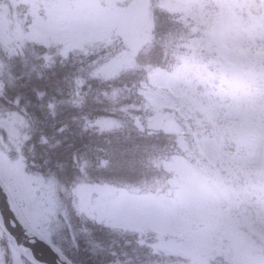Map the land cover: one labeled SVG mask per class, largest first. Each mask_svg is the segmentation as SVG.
Returning a JSON list of instances; mask_svg holds the SVG:
<instances>
[{"label":"trees","instance_id":"trees-1","mask_svg":"<svg viewBox=\"0 0 264 264\" xmlns=\"http://www.w3.org/2000/svg\"><path fill=\"white\" fill-rule=\"evenodd\" d=\"M151 2L154 38L116 76L99 74L127 50L115 36L87 55L30 45L23 56L2 60L0 114L18 111L25 117L28 138L20 150L25 171L43 177L44 194L58 208L39 222L24 216L43 234L41 223L47 239L73 264H176L174 257L155 252L159 240L154 232L139 236L93 222L77 195L82 183H100L137 196L174 199L177 175L167 165L184 157L199 168L180 146L182 140L195 145V119L167 109L182 125V135L149 131L148 119L155 110L141 91L150 86L154 70L176 74L193 54V45L207 39L205 29L197 20L184 22L180 12L160 7L162 2L172 7V0ZM6 5L10 3L0 0V14ZM204 61L221 79L218 66ZM13 249L0 228V264H15ZM19 254L23 264H34ZM219 260L223 258L216 256L211 263L224 264Z\"/></svg>","mask_w":264,"mask_h":264},{"label":"rangeland","instance_id":"rangeland-1","mask_svg":"<svg viewBox=\"0 0 264 264\" xmlns=\"http://www.w3.org/2000/svg\"><path fill=\"white\" fill-rule=\"evenodd\" d=\"M5 1L10 5L3 6L0 14V43L4 52L0 55V71L4 68L3 57L12 59L23 56L30 45L48 49L58 46L63 54L77 51L87 55L98 47H105L115 36L116 41L124 44L127 50L120 52L99 71L101 77L110 78L129 68L134 55L154 38L151 0H99L98 11L104 20L100 26L75 18L54 22L49 16L45 0ZM170 3L172 7L168 8L164 2L160 7L170 9L172 13L180 12L184 22L195 20L188 15L193 8L219 11L216 0H172ZM245 6L254 14L252 17L243 14L248 23L264 18V0H247ZM202 41H197L193 47ZM256 46H264V35L254 34L243 45L252 49L247 54L249 57L253 56ZM237 55L244 58L243 53ZM221 75L222 78L218 80L209 71L205 61L194 54L186 58L174 75L155 70L150 88L141 91L155 110V114L148 119L147 129H162L182 135V125L169 112L170 109L176 111L173 106V84L177 79L185 82V86L190 82L198 92L207 93L211 98L225 97L232 105L225 111L235 109V118L245 120L252 126L264 124V80L250 75L248 80H245V75ZM181 116L185 115L181 113ZM103 123L100 124L103 126ZM27 127L25 117L18 111L0 114V174L24 215L39 222L48 211L54 215L58 208H54V204L44 194L43 177L25 171L20 150L28 138ZM180 146L197 163L191 154L193 145L189 147V143L182 140ZM222 150L228 154L239 151L240 155H244L246 152L239 138L228 135L223 137ZM167 167L176 173L177 180L185 168L199 170L184 157L175 158ZM239 185L247 187L252 193H258L264 181L255 176H241ZM77 192L79 202L91 221L139 236L154 232L159 240L154 245L155 252L174 257L176 264H212L211 260L216 256L222 257L223 260L219 261L224 264H264V241L249 235L238 249L228 236L224 237L222 244L214 243L209 236L220 233L206 223L189 217L177 192L174 199L154 195L137 196L127 190L100 183H82L77 187ZM255 198V195L251 197L253 201ZM39 224L43 235L49 237ZM12 252L14 263L23 264L19 252L15 248Z\"/></svg>","mask_w":264,"mask_h":264},{"label":"clouds","instance_id":"clouds-1","mask_svg":"<svg viewBox=\"0 0 264 264\" xmlns=\"http://www.w3.org/2000/svg\"><path fill=\"white\" fill-rule=\"evenodd\" d=\"M45 3L54 22L75 18L90 21L93 26L104 23L98 11L99 0H45ZM216 3L219 11L199 7L188 13L203 25L207 37L196 44L194 56L208 59L225 75H250L264 80V46H256L252 57L247 55L252 49L243 47L254 34L264 35V18L254 23L245 20L244 13L254 15L245 6L247 0H216ZM237 53H243L244 58ZM173 87L176 111L187 119H195L197 125L192 131L196 142L191 154L199 170L183 169L177 182V195L187 215L220 233L209 236L216 244H222L225 236L231 238L237 249L249 235L264 241V185L258 193L239 185L241 176H255L264 181V124L252 126L235 118V109L225 111L232 108L225 97L211 98L198 92L190 82L185 86V82L177 79ZM225 135L239 138L246 148L245 154L225 153L222 150Z\"/></svg>","mask_w":264,"mask_h":264},{"label":"water","instance_id":"water-1","mask_svg":"<svg viewBox=\"0 0 264 264\" xmlns=\"http://www.w3.org/2000/svg\"><path fill=\"white\" fill-rule=\"evenodd\" d=\"M0 227L14 248L34 264H73L28 222L1 174Z\"/></svg>","mask_w":264,"mask_h":264},{"label":"bare ground","instance_id":"bare-ground-1","mask_svg":"<svg viewBox=\"0 0 264 264\" xmlns=\"http://www.w3.org/2000/svg\"><path fill=\"white\" fill-rule=\"evenodd\" d=\"M33 226V225H32ZM1 228V227H0ZM2 229V228H1ZM3 231V230H2ZM4 232V231H3ZM14 247V246H13ZM67 258V257H66Z\"/></svg>","mask_w":264,"mask_h":264}]
</instances>
